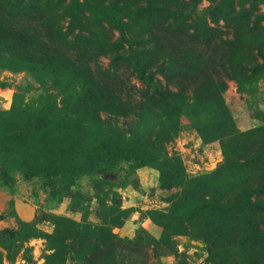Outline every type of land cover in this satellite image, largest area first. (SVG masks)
Here are the masks:
<instances>
[{"label":"rangeland","instance_id":"rangeland-1","mask_svg":"<svg viewBox=\"0 0 264 264\" xmlns=\"http://www.w3.org/2000/svg\"><path fill=\"white\" fill-rule=\"evenodd\" d=\"M0 264H264V0H0Z\"/></svg>","mask_w":264,"mask_h":264},{"label":"trees","instance_id":"trees-1","mask_svg":"<svg viewBox=\"0 0 264 264\" xmlns=\"http://www.w3.org/2000/svg\"><path fill=\"white\" fill-rule=\"evenodd\" d=\"M140 70H141V75L143 76V78L145 80H148L150 82L151 80V83L154 87V90L152 91L153 93V96L154 98L156 99H160V100H163L165 105L167 106H171L173 105L174 103L172 102L174 96L176 97H180L181 98V107L183 108H189L190 105L192 104V102H190V95H188L189 93H187L186 91H183V92H175V91H172L170 89H164L163 86L161 87L158 83H160L159 81H152L151 79V73L147 71L146 67H144L143 64H138ZM169 93V94H168Z\"/></svg>","mask_w":264,"mask_h":264}]
</instances>
